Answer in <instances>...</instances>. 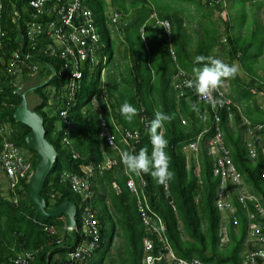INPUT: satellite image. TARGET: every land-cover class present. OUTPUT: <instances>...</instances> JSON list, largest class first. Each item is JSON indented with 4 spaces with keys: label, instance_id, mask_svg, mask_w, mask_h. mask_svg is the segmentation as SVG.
Listing matches in <instances>:
<instances>
[{
    "label": "trees",
    "instance_id": "1",
    "mask_svg": "<svg viewBox=\"0 0 264 264\" xmlns=\"http://www.w3.org/2000/svg\"><path fill=\"white\" fill-rule=\"evenodd\" d=\"M29 1L2 0L0 125L8 124L11 133L7 138L19 148L30 151L33 168L37 154L24 140L30 128L17 122L13 112L21 103L23 92L34 93L32 106L42 114L45 137L57 152L41 194L47 209L64 199L72 201L78 230L64 227L63 214L56 217L38 214L27 195V181L22 180L14 191L3 189L0 184V264H14L10 258L24 250L34 253L32 264H59L64 255L83 240L81 219L86 206L97 212L100 223L96 255L87 264H104L105 261L141 264L145 238L154 242L155 250L162 244L157 235L143 225L126 186L128 176L138 181V174L145 181L144 191L150 208L164 222L162 235L174 255L211 264H244L246 208L239 202L237 186L230 180L226 181L225 189L234 208L233 216L223 218L215 205L220 176L213 174V166L218 155L211 154L207 143L215 134L213 115L209 112L203 119L207 107L197 101L193 87L176 97L178 91L172 82L174 66L166 33L156 20L169 21L176 61L189 77L199 80L208 77L205 75L221 74L216 80H227L232 103L217 108L219 126L233 165L246 184V192L264 208V108L255 97L260 94L264 100V22L260 17L261 12L264 14V2L239 0L238 12H234V0H226L225 7L221 3L204 6L201 0H82L92 12L103 43L98 54L105 56V62L98 59L93 64L85 63L74 100L68 102L62 95L70 66H65L66 60L59 54L45 53L51 39L41 36L32 45L25 36L24 23L32 19ZM178 4L194 6L199 29L193 34L186 27L193 14L185 7L179 10ZM229 5L233 7L231 15L227 12L231 10H227ZM110 8L126 16L125 24L121 25L122 50H119L120 45L116 48L108 26ZM15 10L18 15L14 14ZM224 11L228 16L222 19ZM219 23L225 27L224 40ZM13 50L33 56V61L39 64L38 72L8 73L5 62ZM117 52L129 56L130 66L114 64ZM233 60L244 77L237 73ZM104 75L107 81L103 85ZM32 78L36 81L34 85L15 92L19 83ZM93 99L98 103V110L92 106ZM62 109H67L68 124L60 115ZM99 116L112 131L114 124L138 129L140 136L134 149L130 151L120 144L123 155L115 156L104 145ZM248 130L256 149L253 158L247 146ZM197 139V150L187 154L183 146ZM157 141L165 161L166 189L164 174L156 166L152 152ZM2 143L0 134V150ZM73 152L77 158L73 157ZM105 156L116 163L102 169L100 164ZM89 163L94 167L96 194L86 202L71 189L66 175H82V167ZM254 203L248 200L247 208L253 214V221L262 225L264 234V218L259 216ZM118 236L123 238L124 253L114 262L108 257ZM250 247L264 250V243H252Z\"/></svg>",
    "mask_w": 264,
    "mask_h": 264
},
{
    "label": "built area",
    "instance_id": "2",
    "mask_svg": "<svg viewBox=\"0 0 264 264\" xmlns=\"http://www.w3.org/2000/svg\"><path fill=\"white\" fill-rule=\"evenodd\" d=\"M201 1L205 6L213 5V3H221L223 7L226 6V0ZM262 1L264 2V0ZM29 7L32 9L30 14L32 19L24 23L25 36L32 45L36 44L39 37L42 38L41 36L51 39L45 46V53L49 55L59 54L61 59L66 60L65 66H70V73L67 83L64 86L65 93H63L62 97L68 102H71L74 100L85 63L88 61L93 64L98 59L103 63L105 62V56L98 54V50L100 47H103V43L94 23L92 12L82 4V0H30ZM2 9L3 3L0 0V39L4 36L1 25ZM14 14L18 15V11L15 10ZM123 19L124 14L117 11L112 12L108 16V26L112 34L114 32L121 33L119 27L126 22H123ZM156 21L163 27L166 33L169 55L174 66L172 80L174 87L179 90L178 96H183L186 89L193 87L195 90L193 95L196 94L197 101L204 102L207 107L204 110L203 119H206L209 112L213 115L215 134L208 139L207 143L210 147L211 154L213 156L218 155L213 166V174L220 176L215 205L222 212L223 218L226 219L229 216H233L234 208L230 201L229 192L225 189L226 181L230 180L232 184L237 186V198L246 208L247 224L244 240V248L246 251L244 264H264V250L261 248L255 250L250 247L252 243L263 244L264 234L261 233L262 225L253 221V214L247 208V201L255 202L254 207L261 218H264V208L253 195L246 192V184L233 165L219 126L217 108L221 107V105L228 106L232 103L228 95L229 90L223 85L221 80L219 82L211 77L194 80L193 77H189L178 66L176 61V53L171 42L169 21L166 19H157ZM5 68L8 73L20 75L24 71H31L32 73L38 72L39 64L33 61V56L30 54L22 53L21 50H13L8 55ZM60 115L63 122L68 124L67 109H62ZM182 122L184 123V120ZM99 124L104 145L115 156L120 155L122 157L120 144L127 146L130 151L134 149L140 136L138 129H129L114 124L115 134L106 120L101 116H99ZM250 131L248 130V132ZM10 133L11 127L8 124L0 125V134L3 135V143L0 150V172L7 180V188L10 191H14L22 180L29 181L33 168L31 161L24 156L21 148L7 138ZM64 140L66 141V139ZM198 146L197 139L183 146V150L185 148L195 151ZM247 146L250 157H255L256 149L254 148L253 140L248 141ZM152 152L155 155L154 162L156 166L164 174L166 189L168 179L165 161L158 148V141L155 143ZM73 157L77 158L78 155L73 152ZM115 163L116 161L113 158L105 156V159L100 164V168L106 169ZM82 173V175L67 174L66 176L70 182L71 189L81 196L82 201L88 202L96 194L93 188L95 174L93 165L91 163L84 165L82 167ZM126 186L134 198L136 209L143 225L148 231L155 233L158 241L162 244L161 248L155 250L154 242L149 238H145L143 241L141 264H211L198 258L184 259L174 255L162 235L165 229L163 220L149 206L148 198L144 191V179L139 174L138 181L128 176ZM113 187L118 190L115 183H113ZM96 213V211L91 210L90 206L84 208L81 219V231L84 234L83 240L72 250H69L60 260L59 264H87L96 255L100 237V223ZM73 229L78 230L77 226ZM33 258L34 253L32 251L24 250L16 256L11 257L10 260L14 264H32L31 260Z\"/></svg>",
    "mask_w": 264,
    "mask_h": 264
},
{
    "label": "water",
    "instance_id": "3",
    "mask_svg": "<svg viewBox=\"0 0 264 264\" xmlns=\"http://www.w3.org/2000/svg\"><path fill=\"white\" fill-rule=\"evenodd\" d=\"M26 84L24 82L19 83L15 92L19 93ZM21 97V103L13 112V118L30 128L24 140L27 146L37 154L34 161L33 173L27 186V195L30 202L34 205L36 212L41 216L56 217L63 214L65 216L64 227L70 230L76 226V207L72 201L64 199L54 208H46V202L41 191L45 179L53 167L57 152L53 144L45 137L42 114L36 111L34 107L27 105L25 92L21 94Z\"/></svg>",
    "mask_w": 264,
    "mask_h": 264
},
{
    "label": "rangeland",
    "instance_id": "4",
    "mask_svg": "<svg viewBox=\"0 0 264 264\" xmlns=\"http://www.w3.org/2000/svg\"><path fill=\"white\" fill-rule=\"evenodd\" d=\"M240 3H241V2H240L239 0H234V7H235V8L232 7L233 10H234V12H238L237 9L240 7V6H239ZM203 5H204V4H203ZM204 6H205V5H204ZM228 7H229V8H228ZM228 7H227V10L231 8L230 5H229ZM232 8H231V10L227 11V12H228V15H231V14L233 13ZM112 11H113V10L110 8V9L108 10V14H111ZM117 12H118V11H117ZM227 12L224 11V12L221 14L220 18H222V19L227 18V16H228V15H227ZM216 15H217V14H216ZM260 17H261V20L264 22V14H263L262 12L260 13ZM124 21H126V16H125V15H124L123 22H124ZM119 28H120V32H121V26H120ZM219 30H220V33H221V36H222V40H224V39H225V38H224V37H225V27H224V25H222V23H219ZM121 34H122V32H121ZM119 48L121 49V45L119 46ZM145 48L147 49V44H145ZM147 51H148V50H147ZM119 55H120V54H118L117 57L115 58V62H116V61H120V63H121L123 60L119 57ZM233 64H234V66L236 67V71H237V73H238L240 76L244 77V73H243V71L240 69L238 63H237L235 60H233ZM105 73H106V69L104 70V73H103V74H105ZM102 76H103V75H102ZM205 76L211 77L210 75H205ZM219 77H222V75H221V74H216L215 77H211V78H213V79H217V78H219ZM106 81H107V78H106V76L104 75V77H102V84L104 85V83H106ZM221 81L223 82V85H225V86L228 88V90H229L227 80H223V78H222ZM35 82H36L35 79L32 78V80H29V81L24 82V83H27L26 86H28V85H34ZM21 83H22V82H21ZM26 86H25V87H26ZM25 97H26V100H27L28 106L31 107V106L33 105V103L35 102V95H34V93L30 91V92H28V93L25 94ZM255 97L258 98V101L260 102V104H261L262 107L264 108V100H263L262 96H261L260 94H256ZM92 106H93L96 110L99 109V108H98V103H97V101H96L95 99H93V101H92ZM250 136H251V133L248 132L247 135H246V140L250 141ZM21 150H22L24 156H25L27 159H29L30 151H29L27 148H21ZM184 150H185V152H187L188 154H190V153L192 152V150H190V149L187 150V149L184 148ZM29 160H30V159H29ZM0 183L2 184L3 189H7V180L5 179V177H4L1 173H0ZM105 227H106V226H105ZM72 229H73V228H72ZM72 229H71V230H72ZM223 240H225V238H223ZM109 253H110V254H109V257H108V258L114 260V262L118 261L119 256H123V253H124V242H123V238H122V236H118V237H116V238L114 239V243H113V245L111 246V248H110V252H109ZM104 264H109V262L107 263V261H105Z\"/></svg>",
    "mask_w": 264,
    "mask_h": 264
},
{
    "label": "crops",
    "instance_id": "5",
    "mask_svg": "<svg viewBox=\"0 0 264 264\" xmlns=\"http://www.w3.org/2000/svg\"><path fill=\"white\" fill-rule=\"evenodd\" d=\"M156 2H157V0H155ZM183 7H185L186 9H189L190 11H191V13L193 14V17L192 18H188V20H187V24H186V27H187V29L188 30H190L191 31V34H193L194 32H195V29H199V26H198V17L196 16V14H195V10H194V6L193 5H190V4H182V5H180V4H178L177 5V8L180 10V9H183ZM187 11V10H186ZM185 11V12H186ZM114 41H115V46H116V48L120 45V42H121V40H122V34L121 33H117V32H114ZM119 50H122V46H121V49H119ZM119 50H118V52H119ZM149 51V50H148ZM117 52V55L118 54H120L119 55V57L123 60L121 63H120V61H116L115 62V60H114V64H116V63H120V65H123V64H128V66H130V62H129V56L128 55H126V54H122V53H118ZM128 54V53H127ZM117 55H116V57H117ZM172 82H173V80H172ZM173 85H174V83H173ZM176 89V88H175ZM177 91H179L178 89H176ZM177 96H178V94H177ZM178 97H180V96H178ZM187 150H189V149H187ZM185 151V150H184ZM193 151V150H192ZM121 152H122V147H121ZM187 153V152H186ZM188 154V153H187ZM122 155H123V152H122ZM262 174H264V173H262ZM132 177V176H131ZM264 177V176H263ZM133 178V177H132ZM134 179V178H133ZM1 184V183H0ZM2 185V184H1ZM222 232H223V229H222Z\"/></svg>",
    "mask_w": 264,
    "mask_h": 264
},
{
    "label": "clouds",
    "instance_id": "6",
    "mask_svg": "<svg viewBox=\"0 0 264 264\" xmlns=\"http://www.w3.org/2000/svg\"><path fill=\"white\" fill-rule=\"evenodd\" d=\"M112 12H114V11H112ZM223 13V12H222ZM110 15V14H109ZM108 15V16H109ZM152 17H155V15H152ZM114 35V34H113ZM176 97H177V95H176ZM181 97V96H180ZM1 173V172H0ZM33 173V172H32ZM2 174V173H1ZM31 177V176H30ZM29 182V181H28Z\"/></svg>",
    "mask_w": 264,
    "mask_h": 264
},
{
    "label": "bare ground",
    "instance_id": "7",
    "mask_svg": "<svg viewBox=\"0 0 264 264\" xmlns=\"http://www.w3.org/2000/svg\"><path fill=\"white\" fill-rule=\"evenodd\" d=\"M25 88V87H24Z\"/></svg>",
    "mask_w": 264,
    "mask_h": 264
},
{
    "label": "flooded vegetation",
    "instance_id": "8",
    "mask_svg": "<svg viewBox=\"0 0 264 264\" xmlns=\"http://www.w3.org/2000/svg\"><path fill=\"white\" fill-rule=\"evenodd\" d=\"M33 107V106H32Z\"/></svg>",
    "mask_w": 264,
    "mask_h": 264
}]
</instances>
